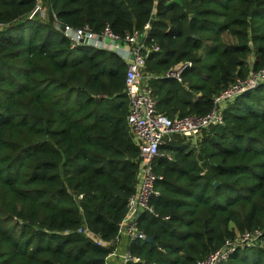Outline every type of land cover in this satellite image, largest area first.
Masks as SVG:
<instances>
[{"label":"trees","instance_id":"16d2710c","mask_svg":"<svg viewBox=\"0 0 264 264\" xmlns=\"http://www.w3.org/2000/svg\"><path fill=\"white\" fill-rule=\"evenodd\" d=\"M155 1V2H154ZM0 0V264H105L132 194L138 149L125 124V65L113 52L69 47L53 25L141 30L159 50L144 71L156 110L202 115L212 96L264 62V0ZM152 8L154 19L150 21ZM251 57V60L248 58ZM186 62L177 81L166 76ZM153 171L157 217L131 240L142 262L193 264L225 238L261 229L262 244L220 264H264V84L227 101L195 146L173 136Z\"/></svg>","mask_w":264,"mask_h":264},{"label":"built area","instance_id":"2783aa9c","mask_svg":"<svg viewBox=\"0 0 264 264\" xmlns=\"http://www.w3.org/2000/svg\"><path fill=\"white\" fill-rule=\"evenodd\" d=\"M43 1L35 0L34 7L28 17L34 13L43 17L45 7ZM53 25L58 30L60 26H63V30L59 31L67 39L70 48L87 46L111 51L125 65L122 88L127 104L125 124L138 149L139 160L134 176L133 192L126 200V211L117 224L116 235L113 239L122 235L125 236L127 243L136 239L144 240L146 235L137 224L138 211H146L154 217L158 216L149 203L151 198L160 194L155 183L161 177L153 171L154 160L161 156L171 160V156L159 150L160 146L171 141L175 135L183 139L198 140L203 129L220 125L222 123V108L227 101L257 85L264 84V62L256 70H248L245 76L234 78L214 94L212 106L206 113L168 117L156 110V99L149 85V80L155 75L144 71L148 55L159 50V45L148 36L149 22L145 23L141 30L132 29L125 31L122 35L112 32L107 26L99 32L92 31L85 24L73 28L60 24L55 18H53ZM186 66V62L176 63L165 75L179 81V75ZM76 232L82 233L98 245H109L110 241H102L86 227H79ZM261 235V229L234 233L230 238H225L218 248L210 251L203 259L197 260L193 264H220L226 261L236 248L262 244ZM112 253L111 249L106 256ZM120 257L119 264L142 262L139 257L130 254L127 246Z\"/></svg>","mask_w":264,"mask_h":264},{"label":"crops","instance_id":"0c3cea01","mask_svg":"<svg viewBox=\"0 0 264 264\" xmlns=\"http://www.w3.org/2000/svg\"><path fill=\"white\" fill-rule=\"evenodd\" d=\"M248 59L251 60V57ZM109 245H111L113 253L105 257V264H119L121 261L120 255L128 245L125 236L120 235L119 238L112 239Z\"/></svg>","mask_w":264,"mask_h":264},{"label":"water","instance_id":"95a60500","mask_svg":"<svg viewBox=\"0 0 264 264\" xmlns=\"http://www.w3.org/2000/svg\"><path fill=\"white\" fill-rule=\"evenodd\" d=\"M154 12H155V8H152V11H151V14H150V21H152L154 19ZM59 30L62 31L63 30V26H60L59 27ZM170 71L168 70L167 73H169ZM141 213V211H138V215ZM144 241L147 242L149 245H154V242H153V238L152 236H146L144 238ZM143 264H148L147 262H143Z\"/></svg>","mask_w":264,"mask_h":264},{"label":"rangeland","instance_id":"374dc122","mask_svg":"<svg viewBox=\"0 0 264 264\" xmlns=\"http://www.w3.org/2000/svg\"><path fill=\"white\" fill-rule=\"evenodd\" d=\"M47 8L44 7V14L46 13ZM180 137V136H179ZM184 142H188L189 146H195L197 143V139H185ZM169 156H172L171 154H168Z\"/></svg>","mask_w":264,"mask_h":264}]
</instances>
